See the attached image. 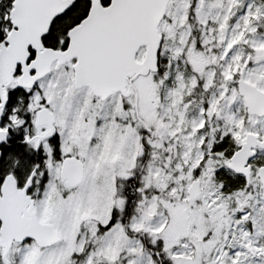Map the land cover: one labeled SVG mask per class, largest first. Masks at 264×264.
I'll use <instances>...</instances> for the list:
<instances>
[{
  "label": "snow or ice",
  "instance_id": "snow-or-ice-1",
  "mask_svg": "<svg viewBox=\"0 0 264 264\" xmlns=\"http://www.w3.org/2000/svg\"><path fill=\"white\" fill-rule=\"evenodd\" d=\"M0 264H264V0H0Z\"/></svg>",
  "mask_w": 264,
  "mask_h": 264
}]
</instances>
